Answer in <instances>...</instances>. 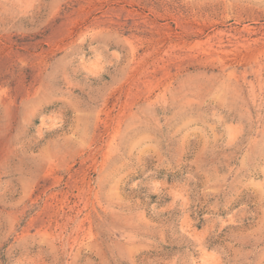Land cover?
Segmentation results:
<instances>
[{"label":"rangeland","instance_id":"374dc122","mask_svg":"<svg viewBox=\"0 0 264 264\" xmlns=\"http://www.w3.org/2000/svg\"><path fill=\"white\" fill-rule=\"evenodd\" d=\"M0 264H264V0H0Z\"/></svg>","mask_w":264,"mask_h":264}]
</instances>
